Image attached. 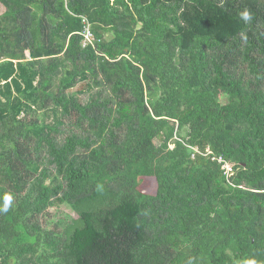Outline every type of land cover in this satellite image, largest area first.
Here are the masks:
<instances>
[{
  "label": "trees",
  "instance_id": "obj_1",
  "mask_svg": "<svg viewBox=\"0 0 264 264\" xmlns=\"http://www.w3.org/2000/svg\"><path fill=\"white\" fill-rule=\"evenodd\" d=\"M0 3V264H264V0Z\"/></svg>",
  "mask_w": 264,
  "mask_h": 264
},
{
  "label": "built area",
  "instance_id": "obj_2",
  "mask_svg": "<svg viewBox=\"0 0 264 264\" xmlns=\"http://www.w3.org/2000/svg\"><path fill=\"white\" fill-rule=\"evenodd\" d=\"M82 22L85 26L84 28V32H83V37H84V41H83V45L87 46V45H93L94 41H95V35L94 32L92 31V26L91 23L89 22L88 18L83 16L82 17ZM195 153H198V149L193 148ZM205 156H211L212 160H216L219 163L222 164V170L224 172V174L226 175V177L229 179L233 173V165L230 164L229 162H227L224 157L222 156H217L216 154L213 153V151L210 149V147H208L206 149V152L204 153ZM194 156V155H193Z\"/></svg>",
  "mask_w": 264,
  "mask_h": 264
},
{
  "label": "rangeland",
  "instance_id": "obj_3",
  "mask_svg": "<svg viewBox=\"0 0 264 264\" xmlns=\"http://www.w3.org/2000/svg\"><path fill=\"white\" fill-rule=\"evenodd\" d=\"M4 11H5V7L0 3V14H2ZM254 54L258 58V62L260 64L262 70L264 71V55H261V52H259L258 47L255 49V53ZM84 86H85L84 83L79 84L78 87L75 89V91L76 90L83 89ZM156 189H157V184H156V182L153 179L147 180L145 186L143 187V190L145 192H147V193H150V194L155 193L156 192ZM59 210H62L65 213L71 214V215L74 216V214L72 212H70V210L68 209V207L65 206V205H63L62 207H60ZM50 211L51 212H54L55 211V208H52Z\"/></svg>",
  "mask_w": 264,
  "mask_h": 264
},
{
  "label": "clouds",
  "instance_id": "obj_4",
  "mask_svg": "<svg viewBox=\"0 0 264 264\" xmlns=\"http://www.w3.org/2000/svg\"><path fill=\"white\" fill-rule=\"evenodd\" d=\"M11 201H12V196L9 194H6L3 197V206L0 207V212H7L11 205ZM244 264H257V262L255 260H246L244 261Z\"/></svg>",
  "mask_w": 264,
  "mask_h": 264
}]
</instances>
